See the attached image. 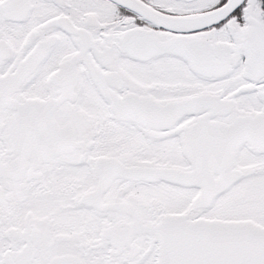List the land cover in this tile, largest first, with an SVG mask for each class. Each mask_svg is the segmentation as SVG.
<instances>
[{"label":"snow or ice","instance_id":"obj_1","mask_svg":"<svg viewBox=\"0 0 264 264\" xmlns=\"http://www.w3.org/2000/svg\"><path fill=\"white\" fill-rule=\"evenodd\" d=\"M0 264H264V0H0Z\"/></svg>","mask_w":264,"mask_h":264}]
</instances>
